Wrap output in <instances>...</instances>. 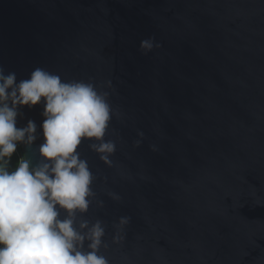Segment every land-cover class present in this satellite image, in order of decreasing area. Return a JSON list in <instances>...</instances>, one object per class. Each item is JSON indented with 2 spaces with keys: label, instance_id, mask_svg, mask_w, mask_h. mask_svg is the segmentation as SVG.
<instances>
[{
  "label": "water",
  "instance_id": "1",
  "mask_svg": "<svg viewBox=\"0 0 264 264\" xmlns=\"http://www.w3.org/2000/svg\"><path fill=\"white\" fill-rule=\"evenodd\" d=\"M0 64L17 83L36 67L111 82L112 166L78 148L110 264H264V0H0ZM19 111L34 166L44 102Z\"/></svg>",
  "mask_w": 264,
  "mask_h": 264
},
{
  "label": "clouds",
  "instance_id": "2",
  "mask_svg": "<svg viewBox=\"0 0 264 264\" xmlns=\"http://www.w3.org/2000/svg\"><path fill=\"white\" fill-rule=\"evenodd\" d=\"M159 46L155 37L141 41L145 54ZM108 88L110 81L98 86L94 80H64L41 67L17 83L16 73L6 74L0 64V264H110L101 254L109 247L105 221L85 218L94 202L100 209L104 202L93 188L96 175L78 151L87 140L89 149L112 166L116 142L106 137L116 113ZM42 101L41 160L33 166L21 158L10 171L18 143L30 147L37 139L34 121L17 127L19 109ZM130 223L131 217L122 216L113 224L112 243L125 238Z\"/></svg>",
  "mask_w": 264,
  "mask_h": 264
},
{
  "label": "trees",
  "instance_id": "3",
  "mask_svg": "<svg viewBox=\"0 0 264 264\" xmlns=\"http://www.w3.org/2000/svg\"><path fill=\"white\" fill-rule=\"evenodd\" d=\"M21 158H23V153H22L20 145L18 144L17 150L13 154V156L11 157V160L9 162V170L10 171L15 170V168L18 166V162Z\"/></svg>",
  "mask_w": 264,
  "mask_h": 264
}]
</instances>
